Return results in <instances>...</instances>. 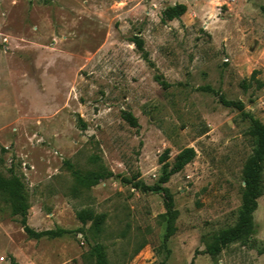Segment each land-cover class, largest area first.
I'll return each instance as SVG.
<instances>
[{"label":"rangeland","instance_id":"1","mask_svg":"<svg viewBox=\"0 0 264 264\" xmlns=\"http://www.w3.org/2000/svg\"><path fill=\"white\" fill-rule=\"evenodd\" d=\"M222 96L264 123V0H0V175L22 183L30 228L68 231L30 237L0 193V264H95L96 245L108 264H264V190L256 233L213 252L256 147ZM188 147L166 242L167 199L137 184Z\"/></svg>","mask_w":264,"mask_h":264},{"label":"trees","instance_id":"2","mask_svg":"<svg viewBox=\"0 0 264 264\" xmlns=\"http://www.w3.org/2000/svg\"><path fill=\"white\" fill-rule=\"evenodd\" d=\"M187 12V5L184 3H177L173 6H169L165 9L163 20H174L183 16ZM138 47H142L141 40L137 42ZM166 86L165 83H163ZM221 102L227 106L239 110L243 115L251 122L249 134L255 139L256 147L253 155L247 160L244 166V192H243V204L241 206L237 223L223 231L218 238V245L214 246L213 252L220 251L224 246L230 243L249 239L256 233L253 214L258 208V199L263 195L264 190V123L254 117L252 114L245 112V105L242 101H231L221 97ZM128 119L132 124H136L135 118L127 114ZM196 157V151L193 147L183 149L175 158L173 164L168 162L169 150H166L160 158V162L163 163V172L160 177V181L155 186H147L143 182H139L137 186L142 187L144 190H154L162 192L167 199V211L164 214L167 217V226L165 233V241H169L173 231V218L175 200L170 188L165 186L169 182L171 176L184 169V167L190 163ZM98 180L89 182L88 180H82L86 186H92L97 183ZM0 193L6 195L8 199L21 211L23 215V225L25 231L32 238H41L43 236L57 237L61 236L68 231L62 228L56 230L47 231H35L27 224L28 206L26 198L23 194V185L16 177L6 179L0 175ZM78 218L82 223L93 221L94 227L97 232L101 230L104 223L105 216L95 215L90 211L78 212ZM212 251V250H211ZM92 254L96 257L95 264H108L107 255L102 245H96L92 249Z\"/></svg>","mask_w":264,"mask_h":264},{"label":"built area","instance_id":"3","mask_svg":"<svg viewBox=\"0 0 264 264\" xmlns=\"http://www.w3.org/2000/svg\"><path fill=\"white\" fill-rule=\"evenodd\" d=\"M231 2H235L236 0H230Z\"/></svg>","mask_w":264,"mask_h":264}]
</instances>
